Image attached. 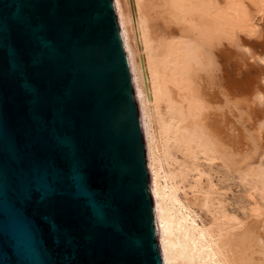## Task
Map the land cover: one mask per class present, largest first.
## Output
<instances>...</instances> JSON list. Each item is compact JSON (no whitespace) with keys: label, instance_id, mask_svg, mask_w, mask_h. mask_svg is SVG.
Segmentation results:
<instances>
[{"label":"water","instance_id":"water-1","mask_svg":"<svg viewBox=\"0 0 264 264\" xmlns=\"http://www.w3.org/2000/svg\"><path fill=\"white\" fill-rule=\"evenodd\" d=\"M114 0H0V264H166Z\"/></svg>","mask_w":264,"mask_h":264},{"label":"bare ground","instance_id":"bare-ground-1","mask_svg":"<svg viewBox=\"0 0 264 264\" xmlns=\"http://www.w3.org/2000/svg\"><path fill=\"white\" fill-rule=\"evenodd\" d=\"M114 3L145 128L166 264H264V221L249 224L246 205L242 213L232 208L202 163L220 161L232 172L236 155H246L228 80L210 59L215 46L209 42L216 21L244 23L245 17L235 5L218 11L214 0H135L132 19L127 0ZM182 21L191 28H181ZM203 23L207 34L195 28ZM243 157L240 184L253 183L264 198V167L251 175ZM185 184L191 191L183 195Z\"/></svg>","mask_w":264,"mask_h":264},{"label":"rangeland","instance_id":"rangeland-1","mask_svg":"<svg viewBox=\"0 0 264 264\" xmlns=\"http://www.w3.org/2000/svg\"><path fill=\"white\" fill-rule=\"evenodd\" d=\"M127 1L129 14L134 19L135 0ZM230 5L239 8L246 22H230L224 25L221 21H216L212 36H208L209 42H213L215 46L210 59L213 62L216 59L220 71L222 69V76L228 80L231 92L232 119L236 127L235 133L242 134L247 144L246 155L241 154L245 156V158L243 157L245 160L244 170L252 175L251 172L264 167V0H214V6L218 11L224 10ZM208 26V23H203L195 28L207 34ZM180 27L191 28L184 21ZM139 42L138 40L137 43L140 46ZM194 68L196 71L198 70L196 65ZM146 77L147 75L144 76V80L148 82L149 75ZM241 155H236L237 158L234 162L236 164H233L235 170L232 172L220 161L216 165L202 162L203 170L213 180V183L215 182L220 195L224 199L227 198L226 200L232 208L242 213L239 208L242 203L246 205L247 210L245 211L249 224L255 225L258 223V219L264 221V213L259 218L254 214L256 209H264V207L262 208L264 198L259 191L254 189L253 183L246 186L240 184L239 173L242 172V169L238 166L241 164ZM187 185L183 186L181 191L183 195L189 194L191 191ZM257 202L258 204H256ZM202 216L204 220L209 219L205 213Z\"/></svg>","mask_w":264,"mask_h":264}]
</instances>
